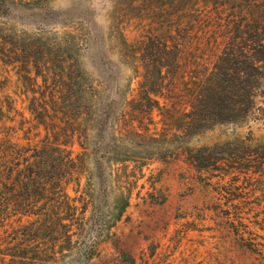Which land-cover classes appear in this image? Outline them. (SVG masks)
Here are the masks:
<instances>
[{
	"label": "rangeland",
	"instance_id": "374dc122",
	"mask_svg": "<svg viewBox=\"0 0 264 264\" xmlns=\"http://www.w3.org/2000/svg\"><path fill=\"white\" fill-rule=\"evenodd\" d=\"M2 1L8 16L0 18V42H7L10 52L22 46H48L74 65L86 87L83 97L89 114L84 126L89 139L94 137L98 122L117 116L126 101L137 94L150 40L159 44L176 37L181 44H192L196 56L210 58L209 64H214L232 37L245 46L250 16H264V0ZM218 66L220 73H232L236 68L228 60ZM200 70L210 72L213 65H203ZM43 91L40 78L36 81L33 73L21 71L19 63L0 57V99L8 96L15 102L16 125L36 124L27 108L32 92L38 96ZM256 107L264 108V88ZM22 136L18 131L14 140L25 146ZM262 144L264 116L255 111L248 120L211 127L187 141L184 148L212 147L221 154L219 158L228 159L232 153L254 155ZM129 147L141 167L131 206L106 232L99 254L87 264H261L257 255L240 248L230 224L234 222L247 238L254 233L258 242H264V174L252 173L259 170L253 160L241 168L222 163V170L211 176L196 171L183 155L176 159L177 145ZM71 149L74 156L81 153L77 142ZM85 163L87 172L75 175L68 186L69 195L76 200L82 193L84 176L94 174L90 156ZM129 166L125 168L128 172L135 164ZM115 169L116 165L110 164L107 172L113 175ZM89 183L101 201L95 179ZM78 184L79 192L75 193ZM234 187L236 197L227 193ZM108 194L104 201L113 206V197L119 194L114 184ZM237 208L242 212V227L235 217ZM111 214L116 217L114 210ZM5 216L0 211V264H22L19 257L11 256L20 252L10 235L18 226L17 216ZM62 264L74 263L65 259Z\"/></svg>",
	"mask_w": 264,
	"mask_h": 264
},
{
	"label": "trees",
	"instance_id": "16d2710c",
	"mask_svg": "<svg viewBox=\"0 0 264 264\" xmlns=\"http://www.w3.org/2000/svg\"><path fill=\"white\" fill-rule=\"evenodd\" d=\"M6 16L0 0V18ZM244 35L245 46L232 37L214 64H209L210 58L196 56L192 44H181L176 37L159 44L150 40L137 94L126 101L117 116L98 122L92 139L84 126L89 114L83 97L86 87L63 53L35 45L10 52L7 42H0V57L19 63L21 71L33 73L36 81L40 78L44 88L38 96L32 92L27 108L35 125L25 122L27 126L17 127L15 102L8 96H4L5 104L0 99V211L6 218L17 216L18 226L10 235L20 251L19 256H11L19 257L22 264H62L65 259L87 264L97 257L103 236L131 206L141 168L130 154L129 146L134 144L177 145L176 159L183 155L196 171L211 176L222 170V163L241 168L253 161L259 170L252 173L264 174V144L254 155L232 153L228 159L219 158L221 154L212 147L184 148L191 138L217 124L248 120L255 111L264 116V108L256 107L264 88V16H250ZM227 60L235 70L218 72V63ZM203 65H213V70L201 71ZM18 131L25 146L14 140ZM74 142L81 149L75 156L71 149ZM86 156L92 159L94 174L84 176L82 193L76 200L69 195L68 186L75 175L87 172ZM131 163L135 167L128 172ZM110 164L116 165L113 175L107 172ZM92 177L101 201L92 193ZM113 184L119 194L113 197V206H108L104 199H108ZM234 190L237 187L227 193L235 196ZM241 215L237 208L239 227L244 225ZM230 224L240 248L257 255V261L264 264V242L257 241L259 236L251 233L247 238L234 222Z\"/></svg>",
	"mask_w": 264,
	"mask_h": 264
}]
</instances>
